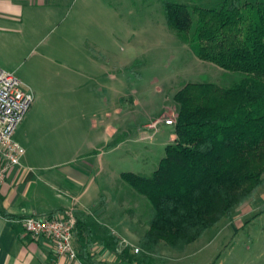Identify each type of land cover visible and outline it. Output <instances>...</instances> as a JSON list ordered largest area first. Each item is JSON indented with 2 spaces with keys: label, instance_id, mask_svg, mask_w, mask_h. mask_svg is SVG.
<instances>
[{
  "label": "rangeland",
  "instance_id": "rangeland-1",
  "mask_svg": "<svg viewBox=\"0 0 264 264\" xmlns=\"http://www.w3.org/2000/svg\"><path fill=\"white\" fill-rule=\"evenodd\" d=\"M190 1L80 0L62 7L53 21L45 11L35 14L40 20L26 27L32 32L28 42L0 35V68L33 95L32 109L47 118L46 131L53 130L57 146L70 152L59 161L93 165L97 196L105 197L112 212L136 227L141 237L149 230L152 206L122 174L150 177L157 171L166 148L176 141L175 95L186 85L228 88L242 78L198 59L170 28L164 3ZM198 1L207 9L222 7ZM65 119L71 125L63 127ZM172 119L173 126L161 122L157 131L150 127ZM93 144L97 148L90 152ZM263 207L264 186L232 220L184 252L162 243V258L156 263L213 264L219 256L218 264H264ZM128 247L138 254V247Z\"/></svg>",
  "mask_w": 264,
  "mask_h": 264
},
{
  "label": "trees",
  "instance_id": "trees-1",
  "mask_svg": "<svg viewBox=\"0 0 264 264\" xmlns=\"http://www.w3.org/2000/svg\"><path fill=\"white\" fill-rule=\"evenodd\" d=\"M164 9L170 28L198 59L242 78L228 88L186 85L175 95L176 141L166 148L157 171L150 177L122 174L152 206L139 252L133 255L126 248L123 264H157L162 243L184 252L208 231L232 220L264 186V3L231 0L207 9L165 2ZM62 214L54 212L48 219ZM89 233L90 239L77 223L79 259L109 264L91 254Z\"/></svg>",
  "mask_w": 264,
  "mask_h": 264
},
{
  "label": "crops",
  "instance_id": "crops-1",
  "mask_svg": "<svg viewBox=\"0 0 264 264\" xmlns=\"http://www.w3.org/2000/svg\"><path fill=\"white\" fill-rule=\"evenodd\" d=\"M79 1L0 0V35L28 42L32 32L26 27L39 19L35 14L45 11L48 21H53L62 7L68 8ZM211 1L224 6L229 0ZM196 3L199 6L198 0L190 1V5ZM46 120L40 111L31 107L15 134V140L23 146L25 155L22 166L12 169L7 181L0 186V264H85L80 259L70 261L60 257L52 239L34 238L27 233L22 222L29 216L48 218L54 212L70 210L74 211L88 239L89 230L92 232L91 254L99 261L123 264V251L129 245L139 248L140 231L114 214L105 197L97 196L98 173L94 174L93 165L85 162V166H80L74 159L59 161L70 152L57 146V136L51 134L53 130L46 131ZM69 124L71 121L65 119L63 127ZM94 128H97L95 123L92 124ZM96 146L90 145L89 151L96 150ZM102 218L113 227L103 224ZM115 239H119V244H115ZM74 245L79 253L75 232Z\"/></svg>",
  "mask_w": 264,
  "mask_h": 264
},
{
  "label": "built area",
  "instance_id": "built-area-1",
  "mask_svg": "<svg viewBox=\"0 0 264 264\" xmlns=\"http://www.w3.org/2000/svg\"><path fill=\"white\" fill-rule=\"evenodd\" d=\"M34 102L22 82L13 74L0 68V186L3 185L12 169L22 166L25 149L15 140L19 126L26 118ZM161 122L175 125V121H155L150 127L157 131ZM24 228L34 238H50L54 241L60 257L78 261L74 245V232L78 223L73 210L55 219L29 216L23 219ZM139 251V250H137Z\"/></svg>",
  "mask_w": 264,
  "mask_h": 264
}]
</instances>
